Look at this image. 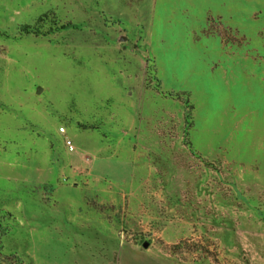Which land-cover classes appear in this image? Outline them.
<instances>
[{
  "label": "rangeland",
  "instance_id": "obj_1",
  "mask_svg": "<svg viewBox=\"0 0 264 264\" xmlns=\"http://www.w3.org/2000/svg\"><path fill=\"white\" fill-rule=\"evenodd\" d=\"M0 264H264V0H0Z\"/></svg>",
  "mask_w": 264,
  "mask_h": 264
},
{
  "label": "built area",
  "instance_id": "obj_2",
  "mask_svg": "<svg viewBox=\"0 0 264 264\" xmlns=\"http://www.w3.org/2000/svg\"><path fill=\"white\" fill-rule=\"evenodd\" d=\"M61 130L64 131V128H61ZM66 144H67V146L69 147L70 150H74L75 146H74V144H73L71 139L66 140Z\"/></svg>",
  "mask_w": 264,
  "mask_h": 264
},
{
  "label": "water",
  "instance_id": "obj_3",
  "mask_svg": "<svg viewBox=\"0 0 264 264\" xmlns=\"http://www.w3.org/2000/svg\"><path fill=\"white\" fill-rule=\"evenodd\" d=\"M40 91H41V88H39V89H38V92H40ZM145 246H148V244H147V243H145Z\"/></svg>",
  "mask_w": 264,
  "mask_h": 264
},
{
  "label": "trees",
  "instance_id": "obj_4",
  "mask_svg": "<svg viewBox=\"0 0 264 264\" xmlns=\"http://www.w3.org/2000/svg\"><path fill=\"white\" fill-rule=\"evenodd\" d=\"M41 20H42V19H41ZM32 28H33V30H34V27H33V26L31 27V30H32ZM33 32H34V31H33Z\"/></svg>",
  "mask_w": 264,
  "mask_h": 264
}]
</instances>
